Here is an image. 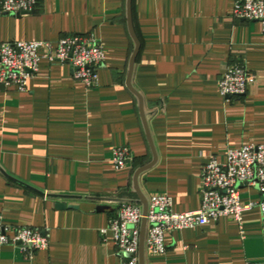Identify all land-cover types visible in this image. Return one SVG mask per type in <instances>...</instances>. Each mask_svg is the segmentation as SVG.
Instances as JSON below:
<instances>
[{"label": "crops", "instance_id": "0c3cea01", "mask_svg": "<svg viewBox=\"0 0 264 264\" xmlns=\"http://www.w3.org/2000/svg\"><path fill=\"white\" fill-rule=\"evenodd\" d=\"M232 7L233 0H131L133 35L127 0H37L32 14L0 13V44L91 33L104 53L95 88L44 59L26 92L0 86V214L5 225L40 230L49 242L31 259L2 246L0 264H123L112 234L100 232L122 204H142L136 185L146 201L166 195L174 212H191L200 206L203 164L264 145V31L234 20ZM233 64L254 82L224 100L218 81ZM123 146L133 158L116 169L112 151ZM259 199L256 189L240 192L243 205ZM164 244L161 256L143 248V264H264L258 208L243 212L240 225L225 216L167 233Z\"/></svg>", "mask_w": 264, "mask_h": 264}, {"label": "built area", "instance_id": "2783aa9c", "mask_svg": "<svg viewBox=\"0 0 264 264\" xmlns=\"http://www.w3.org/2000/svg\"><path fill=\"white\" fill-rule=\"evenodd\" d=\"M36 8L37 0H0V13L6 15H27ZM231 17L258 22L264 31V0H233ZM43 59L48 64L69 66L75 80L86 88H95L104 53L99 40L91 33L68 35L55 42L3 43L0 44V86L26 92L27 82L37 75ZM253 82L254 75L243 65H229L218 81V92L224 100L240 98ZM132 158L131 150L123 146L112 151L111 162L116 169H121ZM244 188L256 189L259 201L241 204L240 192ZM199 192V208L186 213L174 212L172 200L166 195L151 196L145 214L140 203L122 204L109 219L107 229L100 233L103 237L107 232L112 234L115 253L123 264H140L143 220V248L153 256L165 254L167 233L200 228L225 216L233 217L240 225L242 213L252 208H258L264 227V145L228 149L224 163L211 158L201 167ZM5 245L19 248L31 259L35 252L47 250L49 242L40 230L5 225L0 214V247Z\"/></svg>", "mask_w": 264, "mask_h": 264}, {"label": "water", "instance_id": "95a60500", "mask_svg": "<svg viewBox=\"0 0 264 264\" xmlns=\"http://www.w3.org/2000/svg\"><path fill=\"white\" fill-rule=\"evenodd\" d=\"M130 2L131 0H127V12H128V25H129V29H130V33L132 34V30H131V9H130ZM32 14V13H31ZM21 15H24V14H18V15H15V16H21ZM133 35V34H132ZM135 40V45H136V48H135V51H134V54L131 58V62H130V72H129V76L131 75V72H132V66H133V61H134V58L135 56L137 55L138 51H139V43L137 42L136 39ZM135 95L137 96L138 100H139V107H140V112H141V115H142V118H143V108H142V99L141 97L135 93ZM143 122H144V127H145V131H146V134H147V138L151 144V139H150V135H149V132H148V129H147V126H146V123L144 121V118H143ZM155 161V160H154ZM154 163V162H153ZM152 163V164H153ZM152 164H150L149 166L145 167V168H142L140 170H138L136 172V175H135V185H136V178H137V175L146 170L148 167L152 166ZM136 192L139 196V198L141 199V202H142V206H143V212L144 214L146 213V208H147V201L141 196V194L139 193V190L137 188V185H136ZM59 208H63L64 205L60 204L58 206ZM144 225H145V220H143L142 222V232H141V241H140V249H139V257H140V264H143V231H144Z\"/></svg>", "mask_w": 264, "mask_h": 264}]
</instances>
